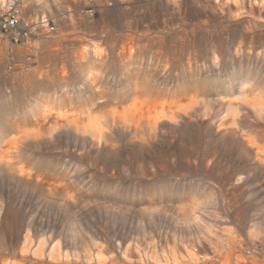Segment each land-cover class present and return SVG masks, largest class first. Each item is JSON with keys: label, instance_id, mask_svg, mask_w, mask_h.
Wrapping results in <instances>:
<instances>
[{"label": "rangeland", "instance_id": "374dc122", "mask_svg": "<svg viewBox=\"0 0 264 264\" xmlns=\"http://www.w3.org/2000/svg\"><path fill=\"white\" fill-rule=\"evenodd\" d=\"M21 1L0 263L264 264V0Z\"/></svg>", "mask_w": 264, "mask_h": 264}, {"label": "bare ground", "instance_id": "6f19581e", "mask_svg": "<svg viewBox=\"0 0 264 264\" xmlns=\"http://www.w3.org/2000/svg\"><path fill=\"white\" fill-rule=\"evenodd\" d=\"M9 9H16V10H18V14H19V16H20V19L22 20V22H23V26L29 31V33H31V25H30V23L28 22V21H26L25 20V18H24V13H23V5H22V1H21V3H20V0H0V10H3V11H5V10H9ZM41 22H43V23H45L46 22V20L45 21H41ZM26 30V31H27ZM3 31L2 30H0V33H2ZM6 33H9V34H11V35H16V32H14V31H12V32H6ZM26 37H28V36H26ZM15 39V42H17L16 41V39H17V36H15L14 37ZM75 126V128H79V125H77V124H74ZM15 143V144H14ZM3 144H7V143H3ZM14 144V145H13ZM8 145H9V150H6L5 152L4 151H2L3 152V154H2V156H1V161H2V163L4 164V166H7V167H9L10 169H12V166H14L15 165V161L16 160H18V152H17V150L19 149L18 148V145H17V143H16V141L14 142V141H10L9 143H8ZM19 161V160H18ZM24 174V173H23ZM29 246V244L27 245V247ZM49 255H50V253H49ZM99 256H101V255H99ZM1 264V263H0ZM4 264V263H3Z\"/></svg>", "mask_w": 264, "mask_h": 264}, {"label": "built area", "instance_id": "2783aa9c", "mask_svg": "<svg viewBox=\"0 0 264 264\" xmlns=\"http://www.w3.org/2000/svg\"><path fill=\"white\" fill-rule=\"evenodd\" d=\"M27 29L23 26V22L20 19L18 10H0V30H2L3 32H16V41H18L22 32L26 33ZM15 36L13 35V37Z\"/></svg>", "mask_w": 264, "mask_h": 264}]
</instances>
